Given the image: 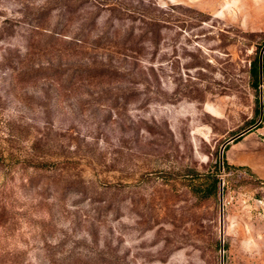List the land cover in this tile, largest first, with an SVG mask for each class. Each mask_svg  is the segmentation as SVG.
Segmentation results:
<instances>
[{"label":"rangeland","instance_id":"rangeland-1","mask_svg":"<svg viewBox=\"0 0 264 264\" xmlns=\"http://www.w3.org/2000/svg\"><path fill=\"white\" fill-rule=\"evenodd\" d=\"M263 44L264 0H0V264H264Z\"/></svg>","mask_w":264,"mask_h":264},{"label":"trees","instance_id":"trees-1","mask_svg":"<svg viewBox=\"0 0 264 264\" xmlns=\"http://www.w3.org/2000/svg\"><path fill=\"white\" fill-rule=\"evenodd\" d=\"M263 46H264V44H263ZM249 75H250V79H251L252 89L257 91L260 88V86H263V92H264V52H263L262 57H261V66L259 65V57L258 56H256L254 58V60L251 62L250 68H249ZM260 75L262 77V82H260ZM256 113H258V111H256ZM221 167L225 168L226 170L229 169V167H230L229 164L226 162V160H224V158L222 160ZM242 170L251 173L247 169H242ZM214 171H215L214 173H210V174H207L205 176L206 180L208 182L207 188L204 190V194L206 197L209 195H216L218 193V190H219L220 180L217 177V174L219 171L218 166L215 167ZM251 175H253V174L251 173Z\"/></svg>","mask_w":264,"mask_h":264},{"label":"water","instance_id":"water-1","mask_svg":"<svg viewBox=\"0 0 264 264\" xmlns=\"http://www.w3.org/2000/svg\"><path fill=\"white\" fill-rule=\"evenodd\" d=\"M263 52H264V46H263V48L261 50V53L259 55V65L260 66H261V57H262ZM260 82H262L261 75H260ZM259 91H260V100L262 102V87L259 88ZM261 108H262V103H260V118L262 117V110H261ZM222 151H223V148H222V150L220 152V159L221 160H222ZM221 191H222V184L220 183V197H221ZM221 220H222V203L220 201V225H221ZM222 253H223V249H222V238L220 236V264H222V261H223Z\"/></svg>","mask_w":264,"mask_h":264}]
</instances>
